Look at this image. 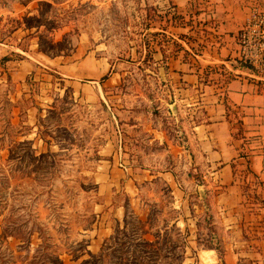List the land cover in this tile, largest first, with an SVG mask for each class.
<instances>
[{
  "label": "rangeland",
  "instance_id": "1",
  "mask_svg": "<svg viewBox=\"0 0 264 264\" xmlns=\"http://www.w3.org/2000/svg\"><path fill=\"white\" fill-rule=\"evenodd\" d=\"M219 4L0 0V264H206L207 248L225 264L203 173L150 141L157 129L187 143L173 56L193 63L198 87L230 77L191 58L213 51ZM236 180L242 207L258 211L254 178L243 168Z\"/></svg>",
  "mask_w": 264,
  "mask_h": 264
},
{
  "label": "crops",
  "instance_id": "2",
  "mask_svg": "<svg viewBox=\"0 0 264 264\" xmlns=\"http://www.w3.org/2000/svg\"><path fill=\"white\" fill-rule=\"evenodd\" d=\"M220 1L223 4L214 5V10L213 7L211 10L213 17L218 15L221 18L220 27L215 31L218 36L213 51L207 55L192 52L194 57L191 58L201 64L221 65L230 77L224 84L218 80L198 87L193 63H186L181 54L173 56L171 72L177 80L178 96L186 104L184 109L188 112L183 121L187 143L172 145L165 132L157 129H152L154 134L150 141L167 143L165 152L173 151L172 157L183 158L185 166L190 165L194 171L203 173L206 178L203 187L211 193L210 208L223 227L224 263L236 264L240 256L247 254L251 258L247 264H264V77H253L237 65L236 43V34L247 18L248 5L254 0ZM256 1L264 6V0ZM188 2L173 0L177 8L186 7ZM231 32L234 33L231 35ZM182 43L192 51L194 43ZM229 106L240 114V138L232 136L233 120L228 114ZM121 152L119 154L124 155L123 149ZM126 163L128 171L131 166L128 161ZM151 168L148 166L144 170L151 172ZM243 168L254 178L261 194L260 209L254 213L247 206L242 207L244 200L236 171L241 172ZM165 173L171 175L169 185L176 184L174 176L169 171ZM190 181L184 180L186 184ZM200 253L206 264L216 263L215 250L201 249Z\"/></svg>",
  "mask_w": 264,
  "mask_h": 264
},
{
  "label": "built area",
  "instance_id": "3",
  "mask_svg": "<svg viewBox=\"0 0 264 264\" xmlns=\"http://www.w3.org/2000/svg\"><path fill=\"white\" fill-rule=\"evenodd\" d=\"M238 60L264 73V8L252 9L236 34Z\"/></svg>",
  "mask_w": 264,
  "mask_h": 264
}]
</instances>
